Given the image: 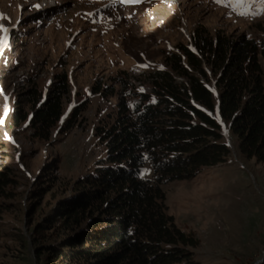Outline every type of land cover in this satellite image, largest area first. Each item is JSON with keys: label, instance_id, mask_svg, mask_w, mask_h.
I'll use <instances>...</instances> for the list:
<instances>
[{"label": "rangeland", "instance_id": "rangeland-1", "mask_svg": "<svg viewBox=\"0 0 264 264\" xmlns=\"http://www.w3.org/2000/svg\"><path fill=\"white\" fill-rule=\"evenodd\" d=\"M245 6L261 9L259 0ZM0 26L8 29L0 31L8 38L0 48V165L10 180L8 197L0 198V264L44 263L35 228L78 180L107 165L96 130L116 123L121 104L124 116H134L143 98L156 102L165 73L183 81L168 60L179 45L192 49L197 28L212 38L264 42V11L238 15L216 0H0ZM60 78L68 86L62 118L44 141L30 122ZM16 111L26 116L17 126ZM223 134L231 150L226 163L162 185L167 213L199 240L196 264H264V164L243 157L237 139L226 128ZM140 178H152L148 164Z\"/></svg>", "mask_w": 264, "mask_h": 264}, {"label": "trees", "instance_id": "trees-1", "mask_svg": "<svg viewBox=\"0 0 264 264\" xmlns=\"http://www.w3.org/2000/svg\"><path fill=\"white\" fill-rule=\"evenodd\" d=\"M191 46H177L179 54L168 60L182 82L165 73L156 82V102L143 98L134 116H124L121 104L116 123L102 134L96 130L107 165L78 180L72 196L35 228L43 264H196L192 249L199 240L167 213L162 185L226 163L231 150L224 128L243 157L264 164V42L220 33L212 38L197 28ZM67 92L60 78L31 119L39 139L47 141L61 121ZM72 118L77 111L66 130ZM12 120L17 126L26 116L16 111ZM146 164L152 178L144 180ZM9 182L0 165V198L8 197ZM56 233L63 234L50 243Z\"/></svg>", "mask_w": 264, "mask_h": 264}, {"label": "snow or ice", "instance_id": "snow-or-ice-1", "mask_svg": "<svg viewBox=\"0 0 264 264\" xmlns=\"http://www.w3.org/2000/svg\"><path fill=\"white\" fill-rule=\"evenodd\" d=\"M122 2L129 3V2H138V0H122ZM217 3L222 4L224 6H230L233 11H235L238 15H259L261 11H264V0H259L261 9H258L256 12H249L248 8L245 6V0H216ZM0 31L3 33H7L8 29L0 26ZM8 44L7 35L0 37V48L6 47ZM2 123V121H0Z\"/></svg>", "mask_w": 264, "mask_h": 264}]
</instances>
